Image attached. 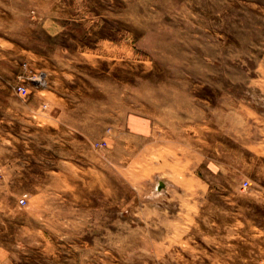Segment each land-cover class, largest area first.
Returning a JSON list of instances; mask_svg holds the SVG:
<instances>
[{
	"label": "rangeland",
	"instance_id": "rangeland-1",
	"mask_svg": "<svg viewBox=\"0 0 264 264\" xmlns=\"http://www.w3.org/2000/svg\"><path fill=\"white\" fill-rule=\"evenodd\" d=\"M0 247L264 264V0H0Z\"/></svg>",
	"mask_w": 264,
	"mask_h": 264
},
{
	"label": "built area",
	"instance_id": "built-area-1",
	"mask_svg": "<svg viewBox=\"0 0 264 264\" xmlns=\"http://www.w3.org/2000/svg\"><path fill=\"white\" fill-rule=\"evenodd\" d=\"M30 78L33 79L34 81H37L38 83H41V84L45 83V78L43 77V73L38 74V75H37V73H34L33 76H31ZM17 90L19 92L26 93L28 91V87L25 84H20V85L17 86ZM246 185H247V181L245 183V186ZM19 203L22 204V205L27 203L26 195L22 196L19 199Z\"/></svg>",
	"mask_w": 264,
	"mask_h": 264
},
{
	"label": "crops",
	"instance_id": "crops-1",
	"mask_svg": "<svg viewBox=\"0 0 264 264\" xmlns=\"http://www.w3.org/2000/svg\"><path fill=\"white\" fill-rule=\"evenodd\" d=\"M150 135L151 133L148 132L147 128H145L144 135L141 134L140 137H144L145 139H147ZM192 150H193V146H192ZM5 253H6V250L0 247V264L5 263V257L7 256V255L5 256Z\"/></svg>",
	"mask_w": 264,
	"mask_h": 264
},
{
	"label": "water",
	"instance_id": "water-1",
	"mask_svg": "<svg viewBox=\"0 0 264 264\" xmlns=\"http://www.w3.org/2000/svg\"><path fill=\"white\" fill-rule=\"evenodd\" d=\"M165 186H166L165 181H163V180H159V181H158V184H157V189H158V190L163 189Z\"/></svg>",
	"mask_w": 264,
	"mask_h": 264
}]
</instances>
